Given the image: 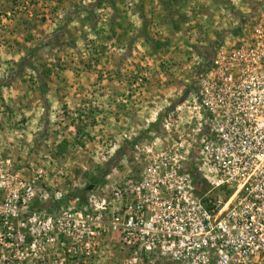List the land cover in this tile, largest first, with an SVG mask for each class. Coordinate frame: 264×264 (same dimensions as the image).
Masks as SVG:
<instances>
[{
    "label": "rangeland",
    "instance_id": "1",
    "mask_svg": "<svg viewBox=\"0 0 264 264\" xmlns=\"http://www.w3.org/2000/svg\"><path fill=\"white\" fill-rule=\"evenodd\" d=\"M263 3L0 0V264H77L65 209L179 139L214 50ZM126 256L109 234L88 264Z\"/></svg>",
    "mask_w": 264,
    "mask_h": 264
},
{
    "label": "built area",
    "instance_id": "2",
    "mask_svg": "<svg viewBox=\"0 0 264 264\" xmlns=\"http://www.w3.org/2000/svg\"><path fill=\"white\" fill-rule=\"evenodd\" d=\"M251 20L214 50L188 133L87 205L71 201L57 225L65 260L88 264L114 234L122 264H264V3Z\"/></svg>",
    "mask_w": 264,
    "mask_h": 264
},
{
    "label": "trees",
    "instance_id": "3",
    "mask_svg": "<svg viewBox=\"0 0 264 264\" xmlns=\"http://www.w3.org/2000/svg\"><path fill=\"white\" fill-rule=\"evenodd\" d=\"M61 204V202L60 201H58L57 202V205L58 204ZM55 206H57L56 204H54ZM54 205H52V206H54ZM51 207V203H40L39 205H38V207H37V210H40V209H42V208H46V209H49ZM52 210V209H51Z\"/></svg>",
    "mask_w": 264,
    "mask_h": 264
},
{
    "label": "water",
    "instance_id": "4",
    "mask_svg": "<svg viewBox=\"0 0 264 264\" xmlns=\"http://www.w3.org/2000/svg\"><path fill=\"white\" fill-rule=\"evenodd\" d=\"M93 187L91 186L90 189H92Z\"/></svg>",
    "mask_w": 264,
    "mask_h": 264
}]
</instances>
